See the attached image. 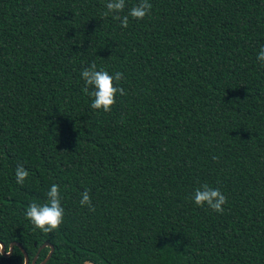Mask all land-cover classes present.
<instances>
[{"label": "trees", "instance_id": "trees-1", "mask_svg": "<svg viewBox=\"0 0 264 264\" xmlns=\"http://www.w3.org/2000/svg\"><path fill=\"white\" fill-rule=\"evenodd\" d=\"M107 2L0 0L4 251L17 242L28 264L44 243V264H264V0H149L126 28ZM92 62L123 73L111 112L83 92ZM53 184L64 218L45 233L25 213ZM203 184L227 197L223 213L195 204ZM0 264H23L19 248Z\"/></svg>", "mask_w": 264, "mask_h": 264}, {"label": "clouds", "instance_id": "clouds-1", "mask_svg": "<svg viewBox=\"0 0 264 264\" xmlns=\"http://www.w3.org/2000/svg\"><path fill=\"white\" fill-rule=\"evenodd\" d=\"M125 6V0H108L106 4L107 11L103 15L105 17L112 15L115 19L120 20L122 28H126L128 27L129 17L142 20L145 16L151 14L152 5L149 0H139V3L133 6L127 15L121 17L120 13L124 11ZM257 60L264 63V46L261 47ZM81 77L85 85L83 92L94 97L91 103V108L93 109L111 112L112 106L116 103L117 93L121 96L127 94L123 87L114 83L124 79L123 73L120 71L110 75L103 69L97 70L96 64L92 62L89 66L83 68ZM90 88L92 89L91 91ZM213 159L215 160L217 157H213ZM15 176L16 183L22 185L28 178L29 172L23 165H17ZM47 196L49 198L48 203L43 205L35 202L31 203L25 215L36 228L41 229L45 233H50L62 224L64 209L60 203L61 197L58 185L53 184ZM194 202L198 206L207 205L214 212L223 213L225 210L223 205L227 203V197L218 188H211L207 184H203L195 190ZM80 204L89 207V210H94L87 190L82 193ZM8 254H11V252ZM84 264H88V261H85Z\"/></svg>", "mask_w": 264, "mask_h": 264}, {"label": "water", "instance_id": "water-1", "mask_svg": "<svg viewBox=\"0 0 264 264\" xmlns=\"http://www.w3.org/2000/svg\"><path fill=\"white\" fill-rule=\"evenodd\" d=\"M13 245L17 246L19 248V250L21 251V253L23 255V264H28L27 254L24 251V249L17 242H10L8 245L7 251H4V245L0 242V249H2V251H0V254H2L3 256H8L9 255L8 253L11 252ZM43 246H49V251L47 252L46 256L38 264H44L46 262V260L49 258L51 251H52V246L49 245L48 243H44V244L40 245L38 247L37 251ZM35 257H36V254L33 256V258L31 259L29 264H34ZM62 264H67V263H62Z\"/></svg>", "mask_w": 264, "mask_h": 264}]
</instances>
